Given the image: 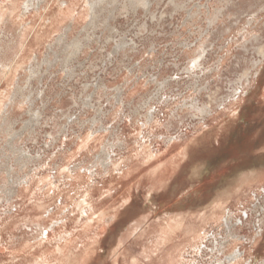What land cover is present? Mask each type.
<instances>
[{
  "label": "rangeland",
  "instance_id": "obj_1",
  "mask_svg": "<svg viewBox=\"0 0 264 264\" xmlns=\"http://www.w3.org/2000/svg\"><path fill=\"white\" fill-rule=\"evenodd\" d=\"M0 264H264V0H0Z\"/></svg>",
  "mask_w": 264,
  "mask_h": 264
},
{
  "label": "bare ground",
  "instance_id": "obj_2",
  "mask_svg": "<svg viewBox=\"0 0 264 264\" xmlns=\"http://www.w3.org/2000/svg\"><path fill=\"white\" fill-rule=\"evenodd\" d=\"M196 61H194V63H195ZM197 172V171H196Z\"/></svg>",
  "mask_w": 264,
  "mask_h": 264
}]
</instances>
